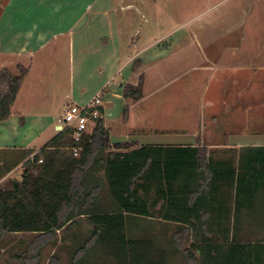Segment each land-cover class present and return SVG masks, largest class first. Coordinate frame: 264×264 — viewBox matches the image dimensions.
Returning <instances> with one entry per match:
<instances>
[{
	"label": "rangeland",
	"instance_id": "1",
	"mask_svg": "<svg viewBox=\"0 0 264 264\" xmlns=\"http://www.w3.org/2000/svg\"><path fill=\"white\" fill-rule=\"evenodd\" d=\"M7 1L20 10L4 17L9 23L0 27V63L11 59L6 68L13 75L18 74V64L29 72L11 108V120L0 123L6 132H13L8 125L19 113L27 123L40 114V123L33 124L40 131L35 144H44L57 134V118L67 105L82 106L98 96L112 117L106 123L117 126L113 142L143 134L142 143H192L200 138L206 149L228 150L256 143L251 137L264 139V0ZM5 3L0 0V9ZM33 26L46 31L43 44L18 55L13 34L22 37ZM124 85L139 91L136 101L122 98L125 105L114 97L121 95ZM150 135L157 140H149ZM7 155L0 151V176ZM209 156L231 162L237 158ZM21 174L22 169L12 173L0 189L20 180ZM99 193V198L106 197L104 185ZM257 208L255 204L243 228L235 230L233 225L227 241L264 244V230H259L264 218H259ZM79 223L77 235L61 230L45 245L37 234L0 235V264H71L74 258H79L75 264H117L100 246L77 256L90 238L88 221ZM149 223L135 229L127 224L126 234L135 242L130 252L147 253L150 260L164 259L165 264H191L185 256L191 251L190 234H173L158 220ZM211 237L224 241L223 234Z\"/></svg>",
	"mask_w": 264,
	"mask_h": 264
},
{
	"label": "trees",
	"instance_id": "2",
	"mask_svg": "<svg viewBox=\"0 0 264 264\" xmlns=\"http://www.w3.org/2000/svg\"><path fill=\"white\" fill-rule=\"evenodd\" d=\"M16 69L17 75L0 69V122L9 118L29 72L19 64ZM121 95L124 100L132 97L136 101L139 91L124 85ZM98 110L102 118H97L83 137L79 157L65 153L72 145L68 132L60 131L24 163L19 181L12 180L7 189H0V235L37 234L45 245L84 215L93 228L77 256L100 246L98 249L114 257L117 264H165L164 259L150 260L147 253L130 252L135 242L126 234L127 224L137 216L187 226L180 235L191 232V251L185 252L191 264H264L263 243L227 241L228 231H223L222 243L201 234L202 226L212 224L204 218L208 211H223L228 216L232 210L235 223L242 207L254 210L260 195L264 200V146L243 147L236 166L231 161H213L200 144L131 149V143L121 142L105 153L110 144L103 109ZM102 185L108 200L104 208L95 204ZM216 222L223 226L230 219Z\"/></svg>",
	"mask_w": 264,
	"mask_h": 264
},
{
	"label": "crops",
	"instance_id": "3",
	"mask_svg": "<svg viewBox=\"0 0 264 264\" xmlns=\"http://www.w3.org/2000/svg\"><path fill=\"white\" fill-rule=\"evenodd\" d=\"M5 1H6L5 5L3 6L2 9H0V27L3 26V28H4V24L9 23V21L5 19V18H7L6 16L10 12H15V11L20 10V9L17 10L16 6H11L10 4H8L7 0H5ZM26 11H27V9H26ZM9 28L12 29L11 27H8V29ZM14 28H16V25L13 27V29ZM18 28H20V27H18ZM17 33L18 32L15 31V34H13V35H15L14 38L17 40L16 43L19 44V48L17 51L18 55L25 53V51L28 50V48L31 46L38 44L39 47H41V45L43 44L42 39H44V37L46 36V31L41 30V29L38 30V28L35 29V26H33L32 28L31 27L27 28V30H24L25 34L23 33L24 35L22 37L16 38L18 35H21V34H17ZM6 41H7L6 37H3L1 39L2 43H5ZM7 45H9V44H7ZM8 53H10L8 56L13 58V55H14L13 52H8ZM138 58L144 61L146 57L144 55L143 56L139 55ZM11 62H12L11 59H8V61L3 60L0 63V69L6 68V65H12ZM19 65H21V64H19ZM130 74H132L131 71H130ZM106 87H103L102 91L104 89H106ZM114 97L118 100L122 99L121 95H117L115 93H114ZM142 102L143 101L140 100V101L136 102L135 104L130 105L129 108L133 109L135 106H137V104H140ZM123 103L125 105L126 102L123 100ZM102 109H103V125H104V128L109 131L110 145L114 144V143L126 142V143L132 144L131 149H135V148L145 147V146L179 147V146H197L198 144H200V145L203 144V141L200 138L199 139L196 138V141L192 142V143H183V142L166 143L163 141L158 142V143H155V142L142 143L139 141L144 139V136H142L143 134L142 135L139 134V135H135V136L134 135H124L123 140H118V141L113 142V141H111V137L112 136L118 137L117 133L115 132V130H117V126H116V123L113 121H111V122L108 121V123H106V119H108V118L110 119L112 117L109 114L110 112L108 109H105V108H102ZM11 117H12V113L10 111L9 118L6 121L0 122V123L5 124L6 122H9L11 120ZM41 119H42V116L40 114H36L35 117L27 123L25 118L22 117L21 114L19 113L16 117V120L15 121L13 120L12 123L10 122L8 125V127H12L14 129L12 133L11 132L8 133L9 130H8V132H6L7 131L6 126H4V127L0 126V151L1 152H3V151L9 152V155H7V157H6V162H7L6 169L4 170V172L0 176V184L5 180H9L11 174L15 173L16 171H18L20 169H22V173H23L24 163L27 162L28 160H31L34 153H36L38 150L43 148L50 140H52L58 134V132H60L59 127L57 126V124H55V129L57 131V134L55 136H53L52 138L50 137L47 140H45L43 142L44 144H38V146H37V144H35V143H37L36 140L40 136L39 135L40 131H39V129L37 130L36 128H34L33 124H39ZM16 122L19 123V126L17 128H16ZM127 123L128 122L123 123L122 126H125ZM148 139L149 140H157V137L150 135V138H148ZM177 139H180V138L178 137ZM251 139L255 140L256 143H253L251 145H244L242 147H238L235 149L229 148L228 150L220 149V147H217V146L208 147L207 153H208V155L210 153H214L216 156H224L226 154L227 155L228 154L236 155L237 158H236L235 162L234 161L231 162L232 164H235V166H236L237 162H238L239 153L243 147H249V146L261 147V146H264V143L258 142V141H264V139H262L260 137H256V136L251 137ZM220 150H224V151H220ZM112 151H114V150H112ZM211 159L213 161L219 162V163L230 162V160H225L223 158L216 159L214 157L213 158L211 157ZM17 181H19V180H17ZM95 204H99L100 208H102V207L104 208V206L108 204V200L106 197H101V198L97 199ZM228 204L232 205L231 200L228 201ZM255 204L258 205V208H259V209L257 208V212L256 211L255 212L259 215V218H264V200L261 197V195L258 197ZM160 205H161V203H160ZM253 211L254 210H250L249 208H247V206L242 207L239 210V213L237 215V222L233 223V211L232 210H230V213L228 216L223 211L210 210L207 212V214L204 215V218L208 219V220H212V224L209 226L208 225L202 226L201 234L206 235V236H212V235L222 234L223 231H224V233H225V231H228L229 235H232L235 230L241 229L245 225H247V222H248V219L250 216V212H253ZM83 218H85V220L87 221L86 216L83 215V216H78L77 219L74 220L75 221L74 223H72L70 225L68 223L66 225V228H68L67 232H69V230H70L71 233H74L77 235L79 233L78 230H80V228H81L79 220L83 219ZM222 218L223 219L229 218L230 223L229 224L225 223L223 226H219V224H217L216 221H217V219H222ZM154 220L155 219H152V218H145V217H137L136 216V217H131L128 219V225L132 229H135L140 224L141 225H143V224L146 225L147 223L150 224L149 222L154 221ZM234 224H235V227H234L235 230L233 229ZM165 225L172 228L174 230L173 234H177V235L181 234L180 232L184 227L187 228V226H184V225L178 224V223H167ZM89 226H90V229H89V231H90L93 227L91 225H89ZM260 227H261V229L264 230V224L259 226V230H260ZM188 234H191V232H188Z\"/></svg>",
	"mask_w": 264,
	"mask_h": 264
},
{
	"label": "built area",
	"instance_id": "4",
	"mask_svg": "<svg viewBox=\"0 0 264 264\" xmlns=\"http://www.w3.org/2000/svg\"><path fill=\"white\" fill-rule=\"evenodd\" d=\"M99 108H102L101 100L96 96L82 106L67 105L63 114L57 118V126L60 131L68 132L72 145L69 148L72 157H79L83 137L93 127L94 121L97 118H102Z\"/></svg>",
	"mask_w": 264,
	"mask_h": 264
}]
</instances>
